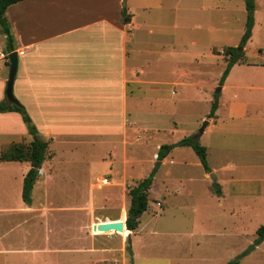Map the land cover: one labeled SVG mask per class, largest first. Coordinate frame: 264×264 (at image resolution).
<instances>
[{
    "label": "rangeland",
    "instance_id": "rangeland-1",
    "mask_svg": "<svg viewBox=\"0 0 264 264\" xmlns=\"http://www.w3.org/2000/svg\"><path fill=\"white\" fill-rule=\"evenodd\" d=\"M246 14L245 0H160L139 11L164 40L169 84L163 101L132 115L137 150L113 162L99 158V145H53L46 156L58 159L38 170L29 205L15 194L29 164L15 163L3 182L0 176V264H226L251 248L239 259L246 264L264 255V241L254 246L264 226V0H254L246 58L222 79V51L240 43ZM146 59L154 68L157 55ZM178 61L185 77L173 85ZM205 122L198 141L213 171H203L190 147L173 149L155 170L160 146L195 136ZM2 142V152L28 143ZM146 177L148 208L130 238L94 234L101 221H125L129 189Z\"/></svg>",
    "mask_w": 264,
    "mask_h": 264
},
{
    "label": "crops",
    "instance_id": "crops-1",
    "mask_svg": "<svg viewBox=\"0 0 264 264\" xmlns=\"http://www.w3.org/2000/svg\"><path fill=\"white\" fill-rule=\"evenodd\" d=\"M159 3L160 0H23L6 9L17 53L13 95L25 107L39 136L48 142L46 153L55 144L80 143L102 146L101 160H127L134 154L137 149L133 144L142 138L132 115L139 108L163 101L161 89L169 84L164 40L153 37L148 18H139V11L148 12ZM0 32V49L5 52L1 27ZM155 54V67H148L146 57ZM7 63L0 61V102L5 99ZM180 64L183 63L175 62L178 68L172 73L173 85L183 83L185 70H179ZM18 139L31 141L20 115L0 113V144L2 140L10 144ZM1 150L0 146V154ZM57 159L55 154L51 159L45 154L39 173H43L48 160ZM15 163L20 162L0 161L1 182ZM29 167L24 168V174ZM19 188L15 192L18 198L22 193ZM118 234L124 237L126 233L122 230ZM130 235L132 231L129 238ZM258 258L249 257L243 263L264 264V255Z\"/></svg>",
    "mask_w": 264,
    "mask_h": 264
},
{
    "label": "trees",
    "instance_id": "trees-1",
    "mask_svg": "<svg viewBox=\"0 0 264 264\" xmlns=\"http://www.w3.org/2000/svg\"><path fill=\"white\" fill-rule=\"evenodd\" d=\"M23 0H0V27L5 35V53L14 51L13 37L10 32L9 24L5 18L6 9L18 2ZM246 7V23L245 31L241 38L240 43L236 47H226L223 49L222 54L226 59V68L223 72L222 79L224 80L230 68L235 64H242V61L246 58L245 55V44L251 36V30L253 27V11H254V0H245ZM125 20L128 21V15L125 16ZM8 65V63H7ZM217 109V103L211 105V112L208 118L214 116V112ZM5 112H16L20 115L27 133L31 136V141L27 144L16 143L9 147V149L1 152V162H20L28 163L30 168L23 178L22 193L21 197L26 205L31 203L30 192L33 184L37 178L38 170L41 168L42 163L45 161V154L48 148V142L43 140L35 128L29 114L25 107L19 102L15 101L14 104H9L6 99L0 102V113ZM176 147H190L195 153L199 160L202 169L206 172H210V168L207 163L206 148L201 146L198 139L193 137H185L173 144L162 145L158 149L157 159L163 160L174 148ZM152 185V177H146L138 181L135 186L129 189L130 204L127 210L125 218V226L123 227L124 233L128 234L130 231H135L140 223V218L148 208V195ZM215 193L220 194V189L215 185ZM257 238L254 246H257L264 241V226H261L256 231ZM251 250L244 251L241 255L236 257L234 260L229 261L226 264H239V259ZM126 251L129 255L131 254L130 243L127 242Z\"/></svg>",
    "mask_w": 264,
    "mask_h": 264
},
{
    "label": "water",
    "instance_id": "water-1",
    "mask_svg": "<svg viewBox=\"0 0 264 264\" xmlns=\"http://www.w3.org/2000/svg\"><path fill=\"white\" fill-rule=\"evenodd\" d=\"M8 66H9L8 78L6 81L4 96L9 104H14L16 99L13 95V83L17 70V53L15 51L8 53ZM219 90L220 88L218 89V91ZM206 125L207 123L205 122L203 126L200 128L199 132L195 136H193L194 139H198L202 135ZM159 165H160V161L156 162L155 170L158 168ZM210 177L212 178L213 181H215V177L213 174H210ZM123 227L126 229L125 221L118 220V221H109V222L96 224V226H94L93 229L104 233H108L110 231L121 232L123 230Z\"/></svg>",
    "mask_w": 264,
    "mask_h": 264
},
{
    "label": "built area",
    "instance_id": "built-area-1",
    "mask_svg": "<svg viewBox=\"0 0 264 264\" xmlns=\"http://www.w3.org/2000/svg\"><path fill=\"white\" fill-rule=\"evenodd\" d=\"M0 61L8 62V54L4 50L0 49Z\"/></svg>",
    "mask_w": 264,
    "mask_h": 264
}]
</instances>
